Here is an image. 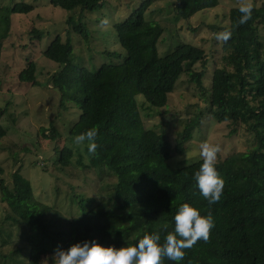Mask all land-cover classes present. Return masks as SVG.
Wrapping results in <instances>:
<instances>
[{"label":"trees","instance_id":"obj_1","mask_svg":"<svg viewBox=\"0 0 264 264\" xmlns=\"http://www.w3.org/2000/svg\"><path fill=\"white\" fill-rule=\"evenodd\" d=\"M219 2L176 0L175 13L190 20L199 12L218 7ZM152 4L153 0H148L124 22L113 26L126 53L124 60L101 65L93 72L73 64L71 36L75 34L80 45L90 44L91 32L83 14L103 10L106 0H50L53 8L67 12V36L64 39L57 35L43 53L60 66L48 79L47 87L59 92V109L72 104L81 112L69 129L72 140L88 129L95 128L97 132V147L86 163L79 152L80 159L74 162L75 152L65 146L57 153V165L62 169L110 172L116 184L108 200L95 196L78 200L73 196L72 203L82 208V214L70 220L58 216V221L52 207L35 201L30 181L19 172L12 174L10 185L0 176V202L12 215L8 218L21 222L26 229V252L17 249L6 256L7 261L2 257L0 264L18 263V254L25 261L21 264H43L55 248L66 249L84 240L121 247L134 244L145 233L158 232L163 242L173 228L177 207L184 202L196 207L201 215L211 214L208 239H198L183 249L179 262L162 257L160 264H264V3L246 7L250 12L243 24L239 23L241 7L229 10V25L223 28L228 39L220 46V60L208 89L203 87L208 61L201 47L179 43L168 56L160 57L158 43L164 30L159 22L146 19ZM33 9L23 2L0 6V57L11 31L12 16L27 15ZM29 34L36 41L49 35L35 27ZM103 55L123 59L113 52L104 51ZM198 61L200 72L193 69ZM36 71V64L29 62L18 81L40 86ZM184 75L204 92L208 107L186 120L178 133L177 146L173 147L165 130L146 128L136 98L142 96L152 110L166 108L169 95ZM9 104L0 108V121ZM207 118L228 123L229 136L241 129L253 137L247 135L250 144L246 151L215 162L223 188L220 198L211 205L193 180L202 159L179 168L169 164L173 154L185 153V144ZM48 131L51 140H60L61 134L53 123L39 132L47 137ZM6 135L0 122V142ZM86 151L89 153L87 147ZM11 240L18 242L15 237Z\"/></svg>","mask_w":264,"mask_h":264},{"label":"rangeland","instance_id":"obj_2","mask_svg":"<svg viewBox=\"0 0 264 264\" xmlns=\"http://www.w3.org/2000/svg\"><path fill=\"white\" fill-rule=\"evenodd\" d=\"M147 1L106 0L107 6L103 10L94 13L85 11L82 19L89 27L91 41L89 45H80L75 34L71 36L73 64L94 72L101 65L123 61L126 53L117 40L113 26L124 22ZM175 1L153 0L146 11V19L159 22L164 30L158 43L159 55L168 56L179 43L201 47L208 61L203 79V87L208 89L215 66L220 60L223 39L217 40V35L223 33V28L229 25V10L260 7L264 0H220L218 7L199 12L190 20L177 16ZM20 2L32 5L34 9L27 15L12 16L11 31L1 50L0 108L10 104L0 121L7 133L0 142V167L4 170L0 176L10 185L12 174L19 172L30 181L37 203L52 207L56 220L60 221L58 216L70 220L82 214V208L72 203L73 196L78 200H85V196L108 200L116 178L110 172L69 167L62 169L57 165V153L65 146L75 152L74 162L80 159L79 153L84 163L90 156L86 151L87 144H77L69 137V129L77 122L80 110L72 104L66 109H59V92L47 87L48 79L60 70V66L45 58L43 53L57 35L66 39L67 12L53 8L50 0H0V6H12ZM34 27L46 30L49 35L41 41L32 39L29 33ZM104 51L120 54L123 59L103 55ZM29 62L36 64L40 86L34 87L18 81L19 73ZM193 69L200 72L201 63L198 61ZM136 100L146 128L159 132L165 130L173 147L177 146L178 133L186 120L208 107L204 92L195 83H191L187 75L181 78L175 91L169 95L166 108L155 111L142 96H138ZM51 123L61 134L60 140L56 142L50 139V131L45 133L47 137L39 132L42 127L48 128ZM230 131L228 123H217L212 118H207L204 125L194 132L191 141L185 144V153L173 154L169 164L179 168L197 162L201 159L199 145L202 142L218 146L216 161L226 155L246 151L250 144L248 134L240 129L237 134L229 136ZM250 136L252 139V135ZM87 206L86 204L84 209ZM8 213V209L0 202V263L3 261L2 257L7 261L8 255L17 249L26 252V229L21 222L9 219L12 215ZM11 237L17 238L18 242H11ZM22 257L18 254V263L13 261L12 264L24 263L25 261H21ZM43 264H51V258H46Z\"/></svg>","mask_w":264,"mask_h":264},{"label":"clouds","instance_id":"obj_3","mask_svg":"<svg viewBox=\"0 0 264 264\" xmlns=\"http://www.w3.org/2000/svg\"><path fill=\"white\" fill-rule=\"evenodd\" d=\"M243 14L239 23L243 24L249 17L250 10L241 7ZM103 23V21H102ZM227 40L228 33H218L217 40ZM96 129H88L73 139L77 144L87 142V150L94 153ZM202 162L193 173V180L200 195L208 204L216 202L221 195L223 180L215 167L218 146L202 142L199 145ZM173 228L163 238L158 232L145 233L134 244L121 247L104 246L95 239L71 244L69 247H57L53 250L51 264H160L161 258L179 262L184 256L183 249L190 248L198 239L207 240L212 227L211 214L201 215L193 205L184 202L179 204L172 217Z\"/></svg>","mask_w":264,"mask_h":264}]
</instances>
